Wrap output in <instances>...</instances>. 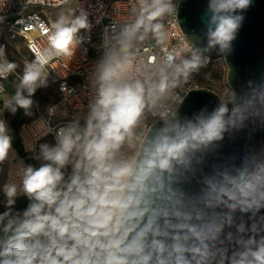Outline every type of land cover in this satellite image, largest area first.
I'll return each mask as SVG.
<instances>
[{"label":"clouds","instance_id":"obj_1","mask_svg":"<svg viewBox=\"0 0 264 264\" xmlns=\"http://www.w3.org/2000/svg\"><path fill=\"white\" fill-rule=\"evenodd\" d=\"M138 2L135 21L102 44L87 114L58 127L54 144L39 145V167L19 164V191L15 183L2 186L0 264H264V153L202 175L198 192L184 187L195 176L198 154L230 129L264 115V85L240 97L232 92L192 119L157 109L162 96L207 63L202 52L231 51L244 19L239 13L252 0H209L205 48L191 49V58L166 51L150 66L137 64V45L150 33L163 42L162 25L155 21L175 16L177 4ZM90 27L84 11L59 15L44 30L48 47L36 49L35 60L25 64L5 108L31 115L32 97L47 84L45 66L72 56L77 34ZM17 67L0 60V79ZM56 111L50 107L49 116ZM146 111L158 117L159 126L146 122ZM47 123L44 135L53 131ZM13 153L11 130L0 119V165ZM18 195L29 201L22 212L14 209ZM238 212L250 226L244 219L237 223Z\"/></svg>","mask_w":264,"mask_h":264},{"label":"built area","instance_id":"obj_2","mask_svg":"<svg viewBox=\"0 0 264 264\" xmlns=\"http://www.w3.org/2000/svg\"><path fill=\"white\" fill-rule=\"evenodd\" d=\"M177 4L179 0H173ZM71 6L73 16L79 15L81 11L87 13L90 29H82L77 34L80 43L76 46L72 56L57 57L52 59L45 66L46 79L56 88V97L51 101L45 110H42L37 101L34 100V113L23 119L16 128V136L21 148V153L13 144L14 153L12 157L5 161L6 172L0 183V190L5 183L21 184L18 174L19 164H39L41 161L34 157L39 152V145L43 140L48 139L49 144H54L55 130L80 116L81 119L87 114L88 105L95 97V90L91 86L90 79L94 66L102 54V44L105 38H111L121 31L128 24L135 21L138 11V0H0V46L4 47L5 55L0 60H8L6 50L8 42L5 39L8 35H17L23 39L29 54L35 60L36 49L48 47L45 29H50L54 21L48 11L50 9H60ZM162 25L164 39L158 43L157 39L150 33L147 39L137 45V64L151 65L153 58L158 62L167 52L179 51L181 58H191V49H197L190 39L183 32L177 13L165 15L157 21ZM210 63L213 56L202 52ZM10 62V61H9ZM192 73L187 82H181L157 101V109L176 110L184 96L191 89L202 87L199 80L200 70ZM142 70H145L142 68ZM20 77L19 73H14ZM10 74V75H12ZM9 75V76H10ZM8 76V77H9ZM61 85L65 86V91H61ZM4 87L0 82V93ZM56 106L57 111L49 116L48 109ZM66 112L67 115H62ZM158 117L153 116L151 111H146V122L153 124ZM53 131L48 135L44 133L48 130V123ZM70 172V169L68 170ZM4 196V194H3ZM23 195H18V197Z\"/></svg>","mask_w":264,"mask_h":264},{"label":"water","instance_id":"obj_3","mask_svg":"<svg viewBox=\"0 0 264 264\" xmlns=\"http://www.w3.org/2000/svg\"><path fill=\"white\" fill-rule=\"evenodd\" d=\"M209 0H179L177 19L185 33L197 49L203 50L206 46V9ZM244 19L239 28L236 39L232 42L229 53L221 54L219 49L208 53L224 57L228 67L227 81L232 92L237 97L247 94L251 88L264 85V0H252L250 6L240 12ZM221 98L216 92L207 88L191 89L182 99L175 111L179 116L192 119L201 110L211 112L216 108ZM227 100V99H225ZM231 108V105H229ZM159 126V120L154 122ZM264 153V115L258 118H249L242 127L230 129L224 133L221 141L215 142L202 154H198V161H193L195 176L190 183L184 185L189 192H198L202 175L212 174L232 165H240L242 160L252 154ZM264 215V210H262ZM248 221V216L236 213V221ZM250 226L251 221H248ZM235 232V228L226 229Z\"/></svg>","mask_w":264,"mask_h":264},{"label":"rangeland","instance_id":"obj_4","mask_svg":"<svg viewBox=\"0 0 264 264\" xmlns=\"http://www.w3.org/2000/svg\"><path fill=\"white\" fill-rule=\"evenodd\" d=\"M48 13L52 19L55 20L61 14L70 16L73 11L71 6H67L60 9H50ZM5 39L8 42L6 56L10 62H15L18 65L16 71L21 76L25 64L31 63L34 60L29 54L22 38L17 35H8ZM227 71L228 67L225 63L224 57L222 55L214 56L212 61L202 70L200 77L202 87L216 92L223 99H228L232 94V89L227 81ZM19 79L20 77H17L15 74L10 75L6 80L0 79L1 84L4 87V91L1 93L3 103H0V119L6 121L11 132L14 130L13 124L15 120L18 121L21 118H27L32 115H25L24 110L19 108L15 114H13L5 108V103L14 96L17 90ZM46 81V86L38 88L33 96L40 108L45 107L52 99H54V87L50 85L47 79ZM33 110L34 105L31 109L32 113ZM5 172L6 163L4 162L0 165V182L3 179ZM4 202L5 197L0 192V213L5 211Z\"/></svg>","mask_w":264,"mask_h":264},{"label":"trees","instance_id":"obj_5","mask_svg":"<svg viewBox=\"0 0 264 264\" xmlns=\"http://www.w3.org/2000/svg\"><path fill=\"white\" fill-rule=\"evenodd\" d=\"M209 64V63H208ZM206 64L205 66H203L200 70V74H199V80L201 79V73H202V70L208 65ZM22 121V118L18 121L15 120L14 124H13V127H14V130L12 131L11 135L13 136V144L15 145V147L17 148V150H19V152L21 151V148H20V145H19V142H18V138L16 136V128L18 126V124ZM33 166L35 167H39V164H35L33 163ZM29 203V201L27 200L26 197L24 196H20V197H17V201H16V204L14 205V209L17 210V211H23L27 204ZM4 238V233L2 231H0V240H2Z\"/></svg>","mask_w":264,"mask_h":264},{"label":"crops","instance_id":"obj_6","mask_svg":"<svg viewBox=\"0 0 264 264\" xmlns=\"http://www.w3.org/2000/svg\"><path fill=\"white\" fill-rule=\"evenodd\" d=\"M70 16H73V13H72ZM54 91H55V93H54V99H55V97H56V88H55V87H54ZM8 97H9V96H8ZM54 99H52L51 101H53ZM51 101H50V102H51ZM1 102L3 103V100H2V98H1V93H0V103H1ZM50 102H49V103H50ZM49 103H48V104H49ZM48 104H47L45 107H42L41 109H42V110H45L46 107L48 106ZM33 113H34V110H33ZM33 113H32V114H33ZM23 119H25V118H22V120H23ZM11 133H12V132H11ZM42 143H48V139L43 140ZM1 181H2V180H1ZM0 183H1V182H0ZM0 192H1V190H0ZM1 193H2V192H1ZM2 195H3V194H2Z\"/></svg>","mask_w":264,"mask_h":264}]
</instances>
